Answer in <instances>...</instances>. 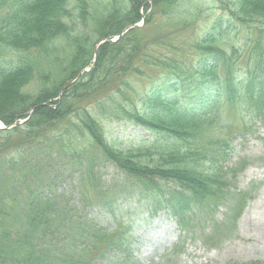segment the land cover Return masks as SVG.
<instances>
[{
	"label": "trees",
	"instance_id": "trees-1",
	"mask_svg": "<svg viewBox=\"0 0 264 264\" xmlns=\"http://www.w3.org/2000/svg\"><path fill=\"white\" fill-rule=\"evenodd\" d=\"M151 1L158 7L157 4L166 0ZM251 1L259 0L229 2L231 6H227V21L219 18L213 30L202 36L198 44L203 57L198 60L205 57H210V60L200 62L194 66L195 69L188 68L191 71L181 68L182 62L173 58L162 66L170 70L169 75L176 79L172 81V90L175 93L180 91V97L186 94L187 98L201 99L203 90L206 91L207 101H203L195 110L185 109L179 101L181 98L158 93L147 94L142 98L143 103L136 102L133 97L137 93L129 80L123 83L124 86L105 90L109 77L115 71L140 73L142 65L150 63L147 60L157 54L153 47L155 39L142 43L135 35L141 30L135 26L140 19L142 4L137 0H114L109 10L96 19L99 37L109 38L105 54L100 53V47L99 52L96 51L102 62L99 80L97 74L93 77L83 72L78 80L69 84L85 68L81 54L87 43L76 37L78 41L73 43L67 65L69 75L61 76L52 83L47 80L37 94L28 89L36 80L38 68L32 57L36 50L48 53L50 45L62 36H72V25L66 21L72 15L70 0H0V119L6 125H11L29 116V109L39 105L24 124L14 129L0 130V264H142L135 258L131 236L125 225H118L116 231L106 229L83 214L87 205L74 209L69 201L62 202L60 192L53 187L55 175L51 176L49 171H55L54 161L60 159V155H57L61 138L71 134L70 129L76 126L77 117L80 116L79 109L68 112L71 101L69 94L75 96L76 100L85 99L86 95L88 99L102 92L108 94V100H104L106 103L101 100L96 102L100 110L105 109L112 116L126 115L134 122L153 129L152 132L159 137L173 138L171 145L164 147L157 144L152 151L147 149L145 152L141 148L112 150L108 146L110 144L104 141L105 135L99 122L93 117L91 122L82 119L104 151L112 156L114 160L111 161L127 171L130 178L141 181L144 189L150 188L157 195L154 197L157 207L170 208L182 222L190 206L213 205L224 198V183L219 171L227 154L217 148L206 157H210L208 161L214 164L209 166L211 169L198 166L195 164L194 141L202 128L218 122L222 107L229 102L239 103L249 99L256 103L252 108L257 113L264 110L262 43H254L256 55L249 58L251 63L244 69L233 66L219 70L221 63L227 64L223 60L225 53L214 49L219 41L237 31V24H243L238 16L253 10ZM260 1L263 3L257 7L254 5L258 14L264 8V0ZM77 7L80 16L85 19L89 13L88 1L79 0ZM151 19L148 16L145 24ZM128 25L134 26L128 31L129 34L126 32L118 41L111 42V38L119 36ZM231 57L230 60L237 57L235 48ZM120 59L125 62L122 68H117ZM104 80L106 83L100 86ZM126 86L131 90L129 95L125 91ZM63 87L67 88L61 100H55ZM120 95L126 100L122 101ZM54 103L58 104L56 109L51 107ZM66 119L64 125L67 131H62L60 124ZM17 132L23 136H20L18 143H14L12 135ZM182 141L188 145L181 147ZM151 152L160 155L154 158L160 159V163H150L146 159L153 158ZM44 160L47 162L44 163ZM169 180L178 187L166 189L161 182ZM104 200L108 204L107 199ZM14 210L18 212L15 219Z\"/></svg>",
	"mask_w": 264,
	"mask_h": 264
},
{
	"label": "rangeland",
	"instance_id": "rangeland-1",
	"mask_svg": "<svg viewBox=\"0 0 264 264\" xmlns=\"http://www.w3.org/2000/svg\"><path fill=\"white\" fill-rule=\"evenodd\" d=\"M87 1L89 13L84 19L77 7L79 0H70L72 15L66 18V21L72 25L73 37L62 36L50 45L48 53L40 50V54L39 50H36L33 55L32 60L38 68L36 80L28 89L34 94L38 93L40 86L47 80L52 83L61 76L69 75L70 68L67 69V65L74 47L73 43L78 41L76 37L87 43L81 54L85 68L69 84L78 80L83 72L90 73L93 77L97 74L99 80L102 62L96 51L99 52L100 47V53L104 55L109 38L101 39L96 32L95 24L96 19L109 10L114 0ZM137 1L142 4L140 19L135 26L141 30L135 35L142 43L155 39L153 47L157 54L147 60L150 63L142 65L140 73L124 74L125 71L118 73L115 71L116 74L109 77L108 83L104 80L99 85L106 83L105 90H109L113 86L116 88L124 86L123 83L129 80L137 93V96L133 97L136 102L143 103L142 98L147 94L158 93L161 96L181 98L179 101L185 109L196 110L204 103L203 101H207L206 91L203 90L204 96L201 99L187 98L186 94L180 97V91L175 93L172 90V81L176 79L169 75L170 70L162 66L173 58L182 62L181 68L192 70L200 62L210 60V57L198 60L203 57L199 52L198 43L206 32L213 30L219 18L227 21L229 14L227 6H231L229 2L231 4L234 0H166L157 4L159 8L151 0ZM250 3L257 7L263 2L259 0ZM254 5L253 10L238 16L239 21L245 25L237 24L239 30L233 31L223 41L215 43L214 49L223 51L225 53L223 60L227 62L221 63L219 70L223 71L224 68L233 66L246 68L251 63L249 58L256 55L257 51L254 50L256 41L261 42L264 49V8H261L258 14V9ZM148 16H151V22L145 24ZM132 27L134 26L128 25L120 37L128 33ZM118 37V35L112 37L111 42L118 41L120 39ZM233 48L237 50V57L230 60ZM119 61L117 68H122L125 61L124 59ZM252 62L254 63L253 59ZM176 72L180 76L177 70ZM66 88L63 87L60 96L55 100H61ZM125 91L130 94L129 86L125 87ZM68 97L71 100L68 112L79 109L80 116L77 117L76 126L70 129L71 134L63 135L61 138L60 151L57 155V157L60 155V159L53 162L55 171L52 169L49 171L51 176L55 175V182L52 184L54 183L53 187L60 192L62 202L69 201L74 205V209L87 205L83 214L110 231H116L118 225H125L131 236L135 258L142 264L264 262V110L262 109L260 114L257 113L252 108L256 103L249 99L239 103L229 102L222 107L218 122L201 129L202 132L194 141L197 156L195 164L211 169L209 166L214 164L208 161L210 157H206L217 148L225 151L227 156L222 161V168L219 171L224 183V198L213 205L206 203L190 206L186 218L180 222V218L174 215L170 208L156 206L154 197L157 195H154L150 188L144 189L141 181L133 180L127 175V171L111 161L112 156L104 151L102 144L94 138L87 129L88 124L82 119L91 122L93 117L97 123L99 122L105 135L104 141L110 144L108 146H111L112 150L141 148L145 152L147 149L152 151L157 144L164 147L171 145L174 142L173 138L161 135L159 137L152 132L153 129L134 122L125 117L126 115L112 116L105 112V109L100 110L96 102L101 100L106 103L104 100H108L109 97L103 92L88 96V99L87 95L81 100H76L72 94ZM121 99L126 100L124 97ZM57 105L54 103L51 107L56 109ZM38 106L31 107L28 111L29 116L22 117L11 125H6L0 119V130L14 129L17 125L24 124ZM66 121L67 119L60 124L62 131H67L64 125ZM6 136L7 134L4 138ZM12 136L15 138L14 143H18L23 134L17 132ZM187 145L184 141L180 143L181 147ZM152 153L153 158L146 159L150 163H160V159H154L160 155ZM46 162L47 160H44V163ZM161 184L168 190L178 187L172 180L162 181ZM104 199H107L108 204ZM17 213L16 210L13 211L14 219ZM72 245L74 246V243Z\"/></svg>",
	"mask_w": 264,
	"mask_h": 264
},
{
	"label": "water",
	"instance_id": "water-1",
	"mask_svg": "<svg viewBox=\"0 0 264 264\" xmlns=\"http://www.w3.org/2000/svg\"><path fill=\"white\" fill-rule=\"evenodd\" d=\"M119 37H120V36H119ZM119 37H118V38H119ZM116 39H117V38H116ZM24 121H26V120H24Z\"/></svg>",
	"mask_w": 264,
	"mask_h": 264
}]
</instances>
